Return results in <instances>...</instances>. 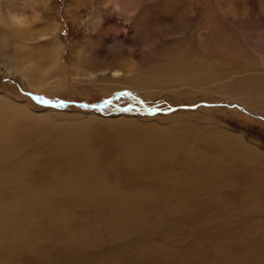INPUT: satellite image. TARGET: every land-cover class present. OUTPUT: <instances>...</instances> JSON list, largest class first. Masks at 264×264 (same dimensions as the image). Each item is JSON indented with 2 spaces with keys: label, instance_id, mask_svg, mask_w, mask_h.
<instances>
[{
  "label": "rangeland",
  "instance_id": "obj_1",
  "mask_svg": "<svg viewBox=\"0 0 264 264\" xmlns=\"http://www.w3.org/2000/svg\"><path fill=\"white\" fill-rule=\"evenodd\" d=\"M7 9L0 264H264V0Z\"/></svg>",
  "mask_w": 264,
  "mask_h": 264
},
{
  "label": "bare ground",
  "instance_id": "obj_2",
  "mask_svg": "<svg viewBox=\"0 0 264 264\" xmlns=\"http://www.w3.org/2000/svg\"><path fill=\"white\" fill-rule=\"evenodd\" d=\"M117 5L119 6V2H116V6ZM123 5H121V3H120V6H123ZM125 7L123 6V8H125ZM13 9H15V7ZM21 14L22 13L18 9L17 10L9 9L8 12L3 14L4 17L0 16V63H2L4 68H5L7 66V62L10 61L11 59H13V61H15V63H16L14 66L11 65L12 69L14 71H11V70L9 71V69H5L4 72L5 73H14V75L20 74L22 77H24L26 79L25 68L20 67L19 66L20 62H17L16 60L20 56H27V57L30 56L33 51L29 47L22 45L19 42V39L22 37H25V35H26V33L23 32V30H24L23 25H24L25 20L23 19V17H22L23 15H21ZM13 39L14 40L16 39V45L14 46V50L16 53L14 56H10L9 54L7 55L5 52L10 47ZM51 41H52V39H51ZM54 41H56V40L54 39ZM53 55H54V57H53L52 64L55 65L60 61V58L62 56V49L60 46H57L54 48V54ZM21 58H23V57H21ZM29 60H30V62L33 61L32 58H29ZM18 61H20V60H18ZM27 70H29V69L27 68ZM1 111H2V107H0V154L2 155L3 153L10 152V149L13 150L14 145H16L19 142H21L22 140H24L25 137L27 138V136H25L23 132H19V128H21L22 126H20L19 124H16V128H15V126L12 124L13 121L11 120L10 117L7 116L8 114H4ZM11 127H13L15 130L12 129ZM16 129H17V131H16ZM6 140H10V141L6 142ZM155 144L158 146V142Z\"/></svg>",
  "mask_w": 264,
  "mask_h": 264
},
{
  "label": "snow or ice",
  "instance_id": "obj_3",
  "mask_svg": "<svg viewBox=\"0 0 264 264\" xmlns=\"http://www.w3.org/2000/svg\"><path fill=\"white\" fill-rule=\"evenodd\" d=\"M41 102H43V103H49V101H43V100ZM60 106H63V105L61 104Z\"/></svg>",
  "mask_w": 264,
  "mask_h": 264
},
{
  "label": "water",
  "instance_id": "obj_4",
  "mask_svg": "<svg viewBox=\"0 0 264 264\" xmlns=\"http://www.w3.org/2000/svg\"><path fill=\"white\" fill-rule=\"evenodd\" d=\"M48 104L52 105V104H53V102H49Z\"/></svg>",
  "mask_w": 264,
  "mask_h": 264
}]
</instances>
